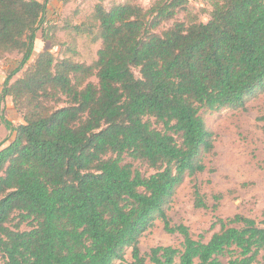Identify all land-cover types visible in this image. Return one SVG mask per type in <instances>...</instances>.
Segmentation results:
<instances>
[{
	"label": "trees",
	"instance_id": "trees-1",
	"mask_svg": "<svg viewBox=\"0 0 264 264\" xmlns=\"http://www.w3.org/2000/svg\"><path fill=\"white\" fill-rule=\"evenodd\" d=\"M103 1L86 20L53 23L44 1L0 0V59L21 53L0 93L9 131L0 144V264H223L222 257L254 264L264 226L214 214L208 231L217 230L204 240L203 232L171 225L166 206L186 175L205 169L213 134L201 111L243 108L264 91V0H211L207 21H175L161 31L188 0L147 8ZM92 25L96 58L76 60V39ZM59 28L69 33L62 57L44 47L11 82L38 33L56 46ZM5 96L22 122L4 116ZM136 160L152 173L135 168ZM194 206L206 208L197 187ZM156 220L181 241L143 254L140 238ZM24 222L29 228L19 229Z\"/></svg>",
	"mask_w": 264,
	"mask_h": 264
},
{
	"label": "rangeland",
	"instance_id": "rangeland-1",
	"mask_svg": "<svg viewBox=\"0 0 264 264\" xmlns=\"http://www.w3.org/2000/svg\"><path fill=\"white\" fill-rule=\"evenodd\" d=\"M153 1L106 0L103 1V4L105 7H109L113 3L130 2L147 8ZM210 1L188 0L184 9L173 19L163 22L159 30L170 27L175 21H183L187 24L207 21L208 13L211 10ZM93 2L95 3L96 0H82L81 3L84 5L80 18L82 21L91 14ZM92 21L91 18L88 23L92 24ZM90 27V32L84 31L77 37L78 55L74 56V59L87 63L96 58L97 49L100 47V41L96 39V26ZM56 34L58 45L53 46L50 41L48 42L42 37L41 33H38L37 43L30 60L13 76L11 82L20 77L24 70L34 63L37 53L44 47L50 48L57 57H62V53H65L66 50L64 46L61 47V41H67L69 33L59 28ZM66 55L70 54L66 53ZM20 58L21 53L14 51L4 54L0 59V93L5 77L18 65ZM134 72L138 75L136 70ZM91 80L96 81V78L92 77ZM64 104L62 100L57 103L58 106ZM1 108L4 116L13 124L22 122L21 115L16 111L11 96L3 98ZM201 115L213 134V147L203 156L205 169L193 175H186L176 187L171 201L166 206L170 224L183 223L187 225L195 237L203 232L204 240H207L210 234L217 230L216 228L208 231L214 214L222 218L241 214L253 219L258 226H264V91L248 98L243 108H226L219 111L204 110L201 111ZM8 139L9 131L0 120V144L3 143L2 146L7 144ZM126 160L131 161L129 158ZM133 165L143 174L152 173V169L142 161H133ZM195 187L202 194L206 208L194 206ZM215 196H218L219 199L215 200ZM214 206H216L215 210H213ZM16 224H18V218L14 216L9 225L14 228ZM233 225L241 226V224ZM27 228H29L27 223L19 224V229ZM180 241L181 237L178 234L165 232L162 221L156 220L154 225L140 238L139 246L141 252L146 254L152 246H178ZM262 253L264 250L261 251L258 261L254 264H261ZM125 257L130 260L129 249L126 251ZM226 259V257H222L223 264H227Z\"/></svg>",
	"mask_w": 264,
	"mask_h": 264
},
{
	"label": "crops",
	"instance_id": "crops-1",
	"mask_svg": "<svg viewBox=\"0 0 264 264\" xmlns=\"http://www.w3.org/2000/svg\"><path fill=\"white\" fill-rule=\"evenodd\" d=\"M38 1L46 2V17L49 18L53 23H60L64 18L73 19L74 22L81 20L80 18L82 17V10L84 6L83 3H81L82 0Z\"/></svg>",
	"mask_w": 264,
	"mask_h": 264
}]
</instances>
